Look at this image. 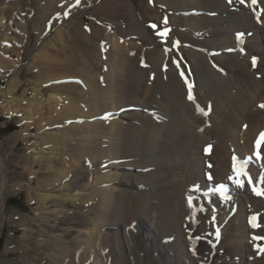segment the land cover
<instances>
[{"label":"rangeland","instance_id":"1","mask_svg":"<svg viewBox=\"0 0 264 264\" xmlns=\"http://www.w3.org/2000/svg\"><path fill=\"white\" fill-rule=\"evenodd\" d=\"M108 1L111 2L112 0ZM108 1L0 0V264H116V256L123 253L121 252L122 248H119L116 252L117 247L120 246H113L117 244L114 233L117 234L118 231L122 230H119L121 227L116 224L105 225L97 233H94L96 231L93 229L94 234H92V237L94 238L90 241L93 242V245L89 247L88 240L90 237L87 238L86 232L96 227L92 220L96 217V211L102 210L101 201L98 198L87 201V196L84 195H79L77 200H73L71 197V193L80 192V194H85L87 189L107 188L116 185L115 183L109 184L107 181L98 184L97 178L106 174L104 160L103 162L102 160L93 162L92 156L87 155L86 157L81 154L82 149L89 142H91V151L95 153L93 154L95 158L108 153V151H103V148H105L103 146L107 144L104 142L107 140L103 137L106 136L104 133L109 126H102L101 129L96 130L94 128L87 129L84 125L90 122L103 123L105 121L104 123H109L117 120L118 118L114 119L112 117L119 111L106 110V108L112 107L115 96L120 101L127 98L124 104L138 108L136 113H141L142 110L139 108L147 106L149 103H151L152 108L158 109V112H160L161 105L158 101H162L163 97L157 90V86L155 87L156 74L147 70L149 69V55L153 48L161 46L164 40L166 42V39H158L160 38L158 37L160 32L168 30L167 37L172 31L174 34L177 33L174 31L176 27L171 23L173 19L168 15V7L161 3L156 4V2L150 1L157 18H147L145 9L146 2H149V0H120L121 3L114 4L112 8L107 7V5L103 7ZM224 1H207L208 7L204 16L210 18L206 17L204 18L206 21H203L205 23L204 32L207 34L196 35L197 40L186 39L183 36L178 38L175 35L173 38H177L179 43L176 44L175 48L168 47L166 50V52H173V55L170 56L171 64L183 84H186L185 89H187L188 94L185 95V100L195 103V107L199 106V109L205 110L204 112L207 115L214 112L213 108L215 109L214 104L216 103L214 94L210 93L209 96L205 95V92H200L202 90L200 85L203 84L202 77L197 76L198 71L196 70V73L195 69H192L191 61L188 62L186 57L178 51L179 46L184 45L185 48H188L191 44L201 46L204 44L205 48L210 47V45L217 48L222 47L224 43L221 44L219 41L213 40H217L216 37L220 33L223 34V37L229 33L228 36L236 37L234 44L236 42V52L239 54L240 60L249 54L250 50L245 47L248 41L246 38H253L254 31H248L249 29L237 31L240 28L234 26L237 24L231 21V16L225 15L224 10L223 15L220 11H216L215 8L220 7L221 4H229L231 8H236L234 11L239 12V15L234 12L233 17L245 16L246 18L247 15H250L249 18L253 20V23L261 27L260 16L263 6L260 0H256L255 4L252 0H243V3L241 0H238V2L235 0ZM19 2L20 5H17ZM260 6H262L261 10ZM215 17L220 18L218 20L223 24L219 25L216 21L211 22L212 18ZM228 18L231 19L230 22L226 20ZM136 20L137 22H135ZM118 23L120 24L118 25ZM239 24H241V20L238 21ZM179 30L192 32L188 28H184V30L179 28ZM147 33L153 35L154 38H158L155 39L157 40L155 45L145 48L143 56L139 58L140 61L136 60L135 66L147 71H145L144 78L143 75L140 77L133 72L127 71V73L123 70H120V74L116 75L117 68L114 66V58L116 57L117 47H123L124 53L132 58V56H136L137 49H134L136 46L144 49L142 47L143 42L137 38L140 34L148 38ZM260 34L264 36V33L261 32ZM136 35L139 36L135 37ZM202 37H206L207 41H200ZM236 39L240 40L236 41ZM213 42H217V44ZM259 49L264 54V39L261 40ZM42 52L49 54L51 57L50 63L44 64V61L40 59L39 56L43 55ZM221 52L224 51H212V54H215V57L224 56L225 53ZM250 52L249 56L253 61L255 60V63L248 61V66L243 69L233 62L227 64L228 70L235 73V80L239 83L245 80L244 77L249 81L255 75L256 79L262 78L263 69L260 70L258 64L261 57L263 59L264 56L255 50ZM168 59L169 57H167ZM236 60L233 59L234 62ZM212 63L217 69H220L221 65L223 66L216 59ZM166 65V62H164V72L162 74L166 73ZM245 70L247 73H245ZM198 74L202 75L201 72ZM110 75L117 77L116 84L121 87L119 93L113 91L117 89L116 84L111 85V83H108L107 79ZM250 75L252 77H249ZM86 77V80L92 82L96 89H93L90 84L85 85L84 78ZM165 81L168 84L170 83L169 72ZM11 86L19 88L15 92H10L8 90ZM190 88L192 99H189ZM236 91V89H233L231 94ZM151 93L155 97V99H150L152 102L147 97ZM261 95H264V91L261 92ZM14 97L22 101V104H14ZM226 101H220L219 105L221 113L228 116L233 112L228 110L227 105L230 103H226ZM263 104L264 100L261 103L258 102L251 108V112L255 113L257 108L264 111ZM225 110L228 111L224 112ZM93 114L95 116L91 117ZM193 114L199 118L202 115L198 107L196 111L193 110ZM234 116L236 114L232 117ZM220 118L217 120H220ZM135 119L131 122H134L135 126L140 125V119L137 117ZM256 124L243 123L236 142L239 145V150L234 147L231 148V139L228 138L229 140L225 142L227 136L226 138L223 137L222 141L225 142V147L228 146L229 148L227 158H229L230 170L234 169V162L237 166H244L243 162L247 158L244 167L248 173L247 175H250L252 183L250 184L247 181V177H241L243 186L239 187L244 190L241 192L242 195L244 197L251 196L255 199L259 198L264 202V180H262L264 178V136H262L264 134V123L259 126V121H256ZM214 125L211 124L210 120L203 124L195 122L192 130L201 135L208 128L209 130L213 128ZM249 130H252V132L251 137L248 138L245 134ZM207 135L210 136L209 142L203 147L202 151L200 150L201 155L197 156V152L194 151L192 153L193 149L191 150V148L188 153L183 143L180 147L175 148L176 150L173 153L169 152L168 149L162 152L165 164L174 157L175 162L177 161V164L181 166V169L175 170V175L172 174L176 178L172 185L175 188L173 190H177L175 183H181L185 180V191L190 189L191 195L200 193L199 203L193 199L197 209L196 216H191L187 211L185 217L183 216L181 219L180 227H182L181 230L185 234L183 243L184 248L187 249V254L181 255V258L186 259L190 256L191 259H199L197 257H202L207 251L212 252L213 249H216L211 264H230L234 261L238 262L241 259L240 253L244 250L247 254L248 247H250L256 252L257 258L262 259L264 257V217H260V214L264 211L263 206L261 205L262 208L260 205L258 206L262 209L260 213L252 211L249 218H246V226L255 235L250 238L248 234H244L246 237L238 241V246L234 247L238 251L236 252L231 247V243L233 244V238L239 237V235L233 236V230L232 227H229V223L237 215V205L225 209L223 208L225 203H218L214 205L222 207L218 210L217 207L210 205L209 196H205L207 193L205 190L206 185L220 183L211 171L214 166L212 155L217 148L218 138L211 136L210 133ZM89 136L91 137L90 140L87 139ZM171 137H166L168 144L172 140ZM120 139L122 140L121 137ZM258 141L259 149L257 148ZM230 151L231 153H229ZM171 155L173 156L171 157ZM191 158L196 160L195 163L198 158L205 159L206 162L202 161V168L199 170L203 182H200L198 178L192 181L193 184L192 182L189 183L186 178V170L192 172L191 167L187 164V162L190 163ZM100 163H103V171L100 169ZM207 163L209 168H206ZM157 166L159 167V165ZM157 166L152 165L150 169L152 171L157 170ZM209 176L212 179H209ZM226 184L231 186L233 183ZM73 185H76V187ZM163 188L165 187L161 189L160 186L153 188L154 195L161 196L157 200V202L159 201L157 203L159 208L156 210L154 208L153 214L159 215L161 213V216L166 219V208L169 206V202L165 196H168V191L167 189L163 190ZM66 189H69V192ZM140 189L141 191L145 190L144 187ZM173 190L168 196L172 203V195L177 193ZM203 192L204 199L201 197ZM245 192H248L249 195H246ZM66 193L69 195H66ZM162 196H164L163 200H161ZM127 205H131L130 202ZM185 205L186 210H188L186 203ZM99 207L100 209H98ZM129 210L130 213L133 212L132 208ZM207 215L211 216L208 221V223L210 222L209 225H206L205 221H201L204 218L206 219ZM160 218L155 216L153 218L154 223L158 222ZM165 221L166 226L171 231L176 223L174 221L173 223L169 222L171 216L170 219ZM199 225L202 227L203 233ZM135 226V222H132L128 229L134 230ZM227 226L228 230L225 231ZM207 228H209V232ZM169 230H164L163 233L165 234L161 233L163 234L162 242L166 244L164 246L173 256L172 259L177 261L178 258L173 253L174 248L169 247V245L176 240L178 235L175 230L171 232ZM124 243L127 244L125 241ZM126 244L124 247L127 246ZM159 249L157 247L158 251L151 253L155 260L162 255ZM120 255H118L121 261L119 264H129Z\"/></svg>","mask_w":264,"mask_h":264},{"label":"bare ground","instance_id":"2","mask_svg":"<svg viewBox=\"0 0 264 264\" xmlns=\"http://www.w3.org/2000/svg\"><path fill=\"white\" fill-rule=\"evenodd\" d=\"M150 1H153L154 3L156 2V4L161 3L162 5L168 7V11H169L168 15L173 19L171 23L172 25L176 27L174 31H176L175 33H177V34H174V32L172 31L170 35L166 38V42L164 40V43L161 44V46L153 48L150 51V55H149V59H150L149 66H148L149 69L147 70H150V72L155 73L157 75V76L155 75V78H156L155 87L157 86L156 87L157 90L161 93V96L163 97L162 101L161 100L158 101L162 108L160 107L159 108L160 112H158V109L152 108L151 103H149V105L144 106V107L141 106L139 108L142 110L141 113H136V110L138 108H134L133 106H128V104H124L126 103L125 101L127 98L123 101H120L119 98L115 96V100H114L112 107L108 109L106 108V110L107 111H119V112H116V115L112 117L114 119L118 118L117 120H114V122H109V123H104L105 122L104 121L103 123L90 122V123L85 124L84 125L85 128L87 129L94 128L96 130L101 129L102 126H109L108 130H106L104 133L106 136L103 137L104 139L107 140V141H104L107 144L106 146H103L105 147L103 148V151L105 152L108 151V153L104 154L105 156L103 155L102 157L101 156L97 157L95 155L96 156L95 158L93 155L95 153L91 151L92 150V147H91L92 145L90 144L91 142L89 143L87 142L88 145H86L85 148L82 149L81 154L85 155L86 157L87 155L92 156L93 162L95 160L96 161L102 160L103 162L104 160L103 162L105 166L104 171L106 172V174H104V176H100L97 178L98 184L101 182L107 181L109 184L115 183L116 185L115 186L112 185L107 188H101V187L94 188V189L92 188L93 190L87 189L85 194H82V193L80 194V192L76 194L71 193V197L73 200L75 199L77 200L79 195H84V196H87L86 197L87 201L91 200L92 198L93 199L98 198L101 201L102 210L99 212L96 211V217H94L95 219L92 220V223H95L96 227L92 228V230H87L86 232L87 238L88 236L90 237L89 240L87 239L89 241V244H88L89 247L93 245L92 244L93 242H90L94 238L92 237V234L97 233L98 230L101 229L105 225L107 226V225L116 224L118 225V227H121L119 228V230L121 229L122 230L118 231L117 234L114 233V236H116L117 238L116 240L117 244H114L113 246L114 247L120 246V247H117L118 249H116V252L117 250H119V248H122L121 252H123L124 254L122 253V255L120 254L118 255L126 259V261H128L129 264H211L213 256L216 253V249H213L212 252L207 251L206 253L202 255V257H197L199 259H191L190 256H188L186 259H184V257L181 258V255L183 256L187 254V249L184 248L185 246L183 243V238L185 237V234L183 230H181L182 227H180L181 222H182L181 219L183 216L185 217L187 211H189V214L191 216L193 217L196 216L197 209L195 208L193 199L197 203H199L200 193L198 195L196 194L191 195L192 193L190 189H188L187 191L184 190L185 189V185H184L185 180L183 178L185 176L184 174L182 177L184 181L181 180L182 182L181 183L179 182L180 184L175 183V187L177 188L176 190L177 193L172 195L173 203L170 201L168 196L171 194V191L175 189L173 188L172 185L175 182L174 180L176 179L174 178V176H172V174L175 173L176 169H181V166L177 164V161L175 162V160L173 159L174 157L171 158L165 164L163 161L162 152L168 149L169 152L173 153L176 150L175 148L180 147V145L183 143L185 148H187L188 153L191 148V150L193 149L191 152L192 153L193 151L197 152V156H198V155H201L200 150L202 151L203 147L209 142L208 140L210 136H208L207 134L210 133L211 136L217 137L218 138V143L216 144L217 148L212 155V158L214 160L213 161L214 166L211 169V171L214 173V177L218 179L220 183L213 184V185L210 183L206 185L205 190L207 191V193L204 191L206 193L205 196L206 197L209 196L208 198L209 202L211 201L210 205H213V206L218 203L222 204V202L223 204L225 203V205H223L224 206L223 208L225 209L227 207H230V206L234 207V205H237L238 207L237 215L234 216L231 222L229 221L230 225L229 224L228 225L230 228L232 227L233 236L239 235V237L233 238V244L231 243V247L233 248L237 247L239 243L238 241H241L242 239H244L246 237L245 235L248 234L250 238L253 237V235H255L253 231L251 232V229H248V227L245 224V220L246 218H249L252 211H256L260 213V211L264 209V202L261 201V199L259 198L255 199V198H252L251 196H246V195H249L248 192H245L246 197H244L241 193L244 191L242 190V187L237 186V184L234 183L233 180L231 179V177H234L236 173L234 172V169L230 170V166L228 164L229 158H227V153H228L229 148L228 146L227 148L225 147L226 145L225 142L231 139L232 140L231 148L234 147L237 150H239L240 149L238 148L239 145H237L236 142H237V137H239V133L241 132L243 123L249 122L251 125H257L256 121H259L260 123L259 126L263 125L264 123V111H261L260 109L257 108L255 113L251 112V108L253 106H255L258 102L261 103V101L264 100V95H261V92L264 91V58L262 59L261 57L260 62L258 64V66L260 67V70L263 69L262 78L256 79L255 78L256 75H255V77L251 78V80L249 81L246 77H244L243 79L245 80L241 79L242 82L240 83L237 80H235V73H231V70L230 71L228 70L229 67H227V64L228 62H233L237 66H239V68L242 67L243 69L244 67L248 66V61L250 62L253 61V59H251L249 56V54H251L250 51H254V50L258 51L261 53L262 56H264V54L262 53V50L259 49V47H261V40L264 39V36L260 34L261 32L264 33L263 32L264 31V0H260L263 6V11L261 12V16H260L261 17L260 18L261 27H258L256 23H253V20L249 18L250 15H247L246 18L245 16L233 17L234 12H236L234 10H236V8L235 7L231 8L229 4H221L219 5L220 7L215 8L217 9L216 11H220L221 14L224 10L225 15L227 14L228 16L232 17L231 18L232 20L229 18L226 20L229 22L230 20L234 21L237 24L234 26L240 28V29H237V31H242L245 29H249L248 31H254L253 38H246L248 41L246 42L245 47L246 49H249L250 51H249V54H247L246 56L244 55L245 57L243 58L241 57L242 60H240V56L236 52V42L234 44V39L236 37L228 36L229 33L228 34L226 33L227 35H225L224 37H223V34L221 35L220 33V35L218 34V36L216 37L217 40H213V41H219L221 44L224 43V46L222 47L220 46L217 48V47H213V45H210L208 49V48H205V46H203L204 44H202V46L191 44L190 47L188 48H185L184 45L179 46L178 51L181 52V54L184 55V57H186L188 62L191 61L192 69L194 68L195 71L197 70L198 73L201 72L202 74V75H199L196 71L197 76L202 77V81H203V84L200 85V88L202 89L200 90V92H205V95H209V96H210V93L214 94V99L216 102L214 104L215 109L213 108L214 112L210 115L202 114L200 118L193 114V110L196 111V108H197V106L195 107L194 105L195 103L187 102L185 100V95L188 94L187 89H185L186 84L185 85L183 84L174 66L171 64L170 56L173 55V52H166V50L168 49V47L175 48L176 44L179 43L177 38H173L175 35H177L178 38L183 36L186 39L191 38L193 40H197L196 35L201 34V33H203V35L207 34L204 32L205 23L203 21H206V19L204 18L208 17V16H204L205 12H207L206 8L208 7L207 5L208 0H155V1L149 0V2L148 1L146 2L147 6L145 9L147 13V18H157V16L155 15L153 6L150 4ZM235 1L238 2V0H235ZM119 3H121L120 0H112L111 2L108 1L107 3L104 4V6L103 5L102 6L105 7L107 5V7L112 8L114 4H119ZM17 5H20V2L17 3ZM262 6L259 7L260 10L262 9ZM115 7L117 6L115 5ZM211 9H214V8H211ZM236 14L239 15V12H236ZM218 19L220 18L215 17V18H212V21L211 19H209V21L211 22L216 21L219 23V25L223 24ZM239 20H241V24L238 25ZM135 22H137V20ZM119 24L120 23H118V25ZM132 24L134 25V23ZM226 25L228 24L226 23ZM179 28H181L182 30H184V28L186 29L188 28L192 32L189 33V31L188 32L181 31L179 30ZM235 33H236V29H235ZM137 36L139 35H136L135 37ZM147 36L148 38L140 34L139 38H137L139 41L143 42L142 47L144 49L136 46L134 49H137L136 51L137 53H136V56L133 54L134 56H132V58H129V56H127V54L124 53L125 51L123 47H117V49L115 48L117 50L116 57L114 58V66L115 68H117V70L115 71L116 75H119L120 70H123L125 72L128 71L130 73L133 72L134 74H137L140 77H142L143 75V78H144L146 70L139 69V67L135 66L136 60L138 59V61H140L139 58H141L140 56H143V52L145 48H149L153 44L155 45L157 43V40L155 39H157L158 37H160L158 38L159 40L161 39L160 35L157 38H154L153 35H151L150 33H147ZM206 39H207L206 37H202L200 41L206 42L207 41ZM237 40L238 39H236V41ZM213 43L217 44V42H213ZM212 51L213 52L224 51L221 53H225V55L215 57V54H212ZM39 57L42 61H44V64L50 63L51 61V57L46 52L43 53V55ZM167 57H169L168 60H167ZM214 59H216L220 64L222 63L223 66L225 65L226 67H223L221 65L220 69H217V67L213 66V63H212ZM233 59H237L236 62H234ZM164 62H166L167 64L166 65L167 69L165 71L166 73L162 74V72H164L163 71ZM168 72L170 75L171 84L170 83L168 84V82L165 81L166 76H168ZM245 73H247V71ZM249 77H252V75H250ZM116 78L117 77L110 75L108 76L107 81L109 84L111 83V85H113L117 83ZM86 79L87 77L84 78V80L86 81L85 85L90 84L92 85L93 89H96V86H94L92 82H89ZM115 87H117V89L113 91L119 93V91H121V87H118L117 84ZM17 88L19 87L11 86L9 88L10 90L8 91L15 92L16 90H18ZM233 89H236L237 91L234 94H231V91ZM138 90H139V87H138ZM154 90L155 88L153 89V91ZM78 95H80V93H78ZM152 95H153L152 93L148 94L147 96L148 100L155 99L154 95L153 96ZM13 100L15 101L14 104L15 103L17 105L22 104V101H19V99L15 97L13 98ZM225 100H227L226 103H230L229 105H227L228 110L230 112H233L228 116L221 113V107L219 105L220 101H225ZM150 101L152 102V100ZM253 103L254 105H252ZM68 109L70 110V108ZM228 110H225L224 112H227ZM235 114L236 116L232 117ZM83 116H86V115H83ZM92 116H95V115L93 114L91 115V117ZM135 117L140 119L139 122L141 124L138 126H135L134 122H131L132 120H136ZM219 117H221L220 120H217L219 119ZM209 120L211 121L212 125L214 124L215 125L210 130L208 128L204 134L200 135V134H197L194 130H192V126L195 122L197 123L201 122L203 124V123L208 122ZM251 132L252 130H249L248 133H246L245 135L249 138L251 137ZM90 136L87 138L88 140H90L91 138ZM167 136H172L171 137L172 140L169 142V144L167 143V139H166ZM226 136H227V139H225V142L222 141L223 137L226 138ZM120 137L122 138V140L120 139ZM103 145L105 144L103 143ZM263 149H264V144H263ZM229 153H231V151ZM172 156L173 155H171V157ZM203 159L204 158H198L197 162L195 163L196 160H193L191 158L190 163L187 162L188 166H190L192 170V172H189L188 169L186 170V178L188 179L189 183H191L192 181L198 178L200 179V182H203L199 174L200 172L199 170L202 168V161H205V159L204 160ZM246 159L243 162L244 166H246ZM103 163L102 164L100 163V169H102L101 171H103V168H102ZM152 165L154 166L159 165V167L157 166L158 167V168L156 167L157 170L152 171V169H150V166ZM208 165L209 164L207 163L206 168L208 167ZM196 169L197 171H195ZM233 173L234 175H232ZM246 177L248 179L247 181L251 184L252 182H251L250 175H246L245 178ZM230 182L233 183L231 186L226 184V183L230 184ZM221 184H224L226 186L227 192H221V190L219 189V186ZM73 186L76 187V185H73ZM141 186H143L145 190L141 191L140 188H143ZM159 186H160V189L162 187H165L163 188V190L167 189L168 191V196H165L168 198V202H169V203L167 202L169 206L166 208V211H167V217L165 215L166 219L161 216V213H159V215L153 214L154 213L153 209L155 208L156 210L157 208H159V206L157 205L159 201L157 202V200L161 196L156 195V194L154 195L152 191L154 187L157 188ZM169 187L171 189H168ZM66 191L69 192V189H66ZM174 191L175 190H173V192ZM204 192L201 194V197L203 199L205 198ZM66 195H69V194L66 193ZM163 198L164 196H162L161 200H163ZM128 202H130L131 205L128 206L127 205ZM185 203L187 204L188 210H186ZM126 205L128 206V208ZM259 205L260 207L262 205L263 208L262 207H261L262 209L258 208ZM214 207H217L218 210L222 208V207L220 208V206H217V205ZM130 208H132L133 210V212L131 213L129 210ZM98 209H100V207ZM210 210L212 212V208ZM155 216L157 218L161 217L156 223H154V219H153ZM170 216H171V221L169 222L173 223L174 221L176 223L175 226L172 227L171 231L175 230L178 236L176 235L177 236L176 240L173 243H171L169 247L174 248L173 253H175L176 258H178L177 261L176 259H172L173 256L167 250V247L164 246L165 243L163 244L162 242V237H163L162 235L165 234L163 233L164 230L166 231L169 230V227H167L165 224L166 222L165 220L170 219ZM261 216L264 217V211L262 214H260V217ZM210 217H211L210 215H207L206 219L204 218V220L202 219L201 221L202 222L205 221V224L209 225L210 222L208 223V221L210 220L209 219ZM132 222H135L136 224L134 230L128 229V226L131 225ZM199 227L201 226L199 225ZM93 229H95L94 231L96 232L93 233ZM208 229L209 228H207V230ZM200 230L202 233L204 232L202 227L200 228ZM227 230H228V226L226 227L225 231ZM209 231L210 230H208V232ZM124 241L127 242V244L124 243ZM125 244L127 245L126 247H124ZM157 247L160 248L159 251H161L160 253L162 255L160 256V258L155 260L153 259V256L151 255V253L152 252L154 253L155 251L157 252L158 251ZM248 248H249V251H247V254H245L244 250L242 251V253H240L239 256L241 259H239L238 262L234 261L230 264H264V260H263L264 257L262 259L260 257L257 258L256 252L254 251V249L253 248L250 249V247ZM234 249L236 252H238L236 248ZM118 255L116 256V264L121 263Z\"/></svg>","mask_w":264,"mask_h":264},{"label":"snow or ice","instance_id":"3","mask_svg":"<svg viewBox=\"0 0 264 264\" xmlns=\"http://www.w3.org/2000/svg\"><path fill=\"white\" fill-rule=\"evenodd\" d=\"M241 2L243 3V0H241ZM252 2H253V4H255L256 0H252ZM153 27H155V25H153ZM159 35L161 36V38L166 39L167 35H168V30L160 32ZM253 63H255V60L253 61ZM189 99H192L191 88H190ZM197 107H198V110L201 111L202 114L207 115V113L204 112L203 109H199V106H197ZM262 136H264V134H262ZM257 148L259 149V141L257 142ZM258 158H259V155H258ZM234 172L236 173V175L234 177H231V179L233 180L234 183L237 184V186H243L241 183V177L247 175L245 167L243 165L237 166V164L234 162ZM209 179H212V177L209 176ZM249 180H250V178H249ZM262 180H264V178H262ZM219 189L221 190V192H227V188L224 184H221L219 186ZM190 203H191V201H190ZM257 239H260V238H257Z\"/></svg>","mask_w":264,"mask_h":264}]
</instances>
